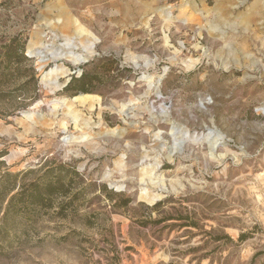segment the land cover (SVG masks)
<instances>
[{
	"label": "rangeland",
	"instance_id": "374dc122",
	"mask_svg": "<svg viewBox=\"0 0 264 264\" xmlns=\"http://www.w3.org/2000/svg\"><path fill=\"white\" fill-rule=\"evenodd\" d=\"M19 192L0 264H264V0H0V225Z\"/></svg>",
	"mask_w": 264,
	"mask_h": 264
},
{
	"label": "trees",
	"instance_id": "16d2710c",
	"mask_svg": "<svg viewBox=\"0 0 264 264\" xmlns=\"http://www.w3.org/2000/svg\"><path fill=\"white\" fill-rule=\"evenodd\" d=\"M3 55H2V63L11 64L14 60H20L25 58L24 45L19 44V41L16 39L12 40L10 43L4 45L3 47ZM14 61V62H15ZM91 65H94L91 64ZM95 79L87 69L83 70V73L80 77H73L68 86L65 88V92L70 93L73 96H77L79 94H93L98 93L97 90L90 88L92 86V80ZM65 178L62 174H58L55 180L46 179L43 182V185H33V188L30 191L29 201L31 204L41 205L44 203L45 199H49L56 193H65ZM23 195L22 192L15 194L7 207V210L2 218L0 225V233L7 228L10 220V211L13 203ZM241 240L245 239V236L242 235Z\"/></svg>",
	"mask_w": 264,
	"mask_h": 264
},
{
	"label": "bare ground",
	"instance_id": "6f19581e",
	"mask_svg": "<svg viewBox=\"0 0 264 264\" xmlns=\"http://www.w3.org/2000/svg\"><path fill=\"white\" fill-rule=\"evenodd\" d=\"M87 97V96H86Z\"/></svg>",
	"mask_w": 264,
	"mask_h": 264
}]
</instances>
